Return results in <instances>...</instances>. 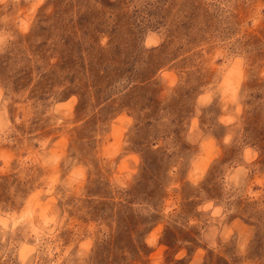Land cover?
<instances>
[{"label": "rangeland", "instance_id": "rangeland-1", "mask_svg": "<svg viewBox=\"0 0 264 264\" xmlns=\"http://www.w3.org/2000/svg\"><path fill=\"white\" fill-rule=\"evenodd\" d=\"M0 264H264V0H0Z\"/></svg>", "mask_w": 264, "mask_h": 264}]
</instances>
